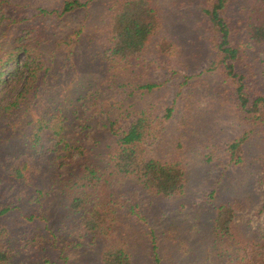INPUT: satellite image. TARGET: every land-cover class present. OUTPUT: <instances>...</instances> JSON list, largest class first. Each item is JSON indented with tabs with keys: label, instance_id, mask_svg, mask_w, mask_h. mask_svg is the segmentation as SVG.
Here are the masks:
<instances>
[{
	"label": "rangeland",
	"instance_id": "1",
	"mask_svg": "<svg viewBox=\"0 0 264 264\" xmlns=\"http://www.w3.org/2000/svg\"><path fill=\"white\" fill-rule=\"evenodd\" d=\"M62 1L10 0L5 10L0 34L5 30L12 37L14 32L32 26L38 34L37 26L43 25L41 34L47 54L55 61L63 59L74 46L75 65L66 66L58 78L51 80L33 100L23 120L36 118L49 108L69 109L77 103L83 110L97 102L100 110L92 112V125L99 129L108 116L114 117L133 105L154 102L162 111L173 106L164 152L168 155L180 143L188 157L189 183L184 195L176 199L152 198L140 191L145 218L133 225L134 264H222L226 258L220 259L211 249L212 218L215 205L228 201L238 204L236 225L241 237L249 241L260 239L264 233V214L259 213L264 202V128L255 126L244 146L245 162L230 163L228 144L253 126L236 114L232 86L222 72L206 70L216 59L203 11L207 0H153L163 16L160 37L173 40L179 51L168 56L153 50L148 56V80L160 85L151 91L137 89L133 93L128 87L99 85L103 77V48L99 40L103 38L104 14L113 0H93L88 7L62 19L38 15L40 8H56ZM246 1L233 0L229 8L228 14L235 16L238 31ZM245 50L250 65L244 70L253 69L256 83L264 93V52L247 42ZM21 85L22 81L13 79L3 84L0 91L18 90ZM20 115L16 116L18 121L0 124V149L12 150L13 141L21 139L27 129L20 122ZM130 121L123 118V126H129ZM74 126L79 129L76 123ZM85 138L90 145L92 136ZM61 153L55 140L48 138L34 154L18 150L0 153V207H12L0 217V223L10 229L7 240L11 264H101L100 246L78 234L73 216L63 209L53 187L57 171L67 172L64 164L72 160L59 159ZM73 158L76 164L82 161L79 156ZM8 162L14 166L29 163L33 180L30 188H16L7 174Z\"/></svg>",
	"mask_w": 264,
	"mask_h": 264
},
{
	"label": "trees",
	"instance_id": "2",
	"mask_svg": "<svg viewBox=\"0 0 264 264\" xmlns=\"http://www.w3.org/2000/svg\"><path fill=\"white\" fill-rule=\"evenodd\" d=\"M9 1L0 0V26L6 18ZM92 1L63 0L56 8H40L38 15L62 19L88 7ZM232 2L207 0L203 9L216 52V59L206 70L222 72L232 86L236 114L253 126L227 146L229 162L242 165L244 146L255 126L264 128V93L256 83L253 69L244 70L249 64L246 42L264 52V0L246 1L240 31L235 16L228 14ZM103 21V38L99 40L103 48L101 88L128 87L133 93L159 86L148 80L149 54L158 49L162 54L173 56L179 47L173 40L160 37L163 16L153 0H113ZM37 27L38 34L34 33L33 26L14 32L12 37L5 30L0 34V88L13 79L22 81L18 90L0 91V124L6 120L18 121L16 116L21 113L20 122L27 127L21 139L13 141L11 151L1 147L0 153L18 150V153L34 154L47 138L54 139L63 152L58 158H72L64 164L67 172L57 171L53 187L63 209L73 216L78 234L100 246L101 264H134L133 225L145 218L140 191L152 198L176 199L184 195L189 183L188 157L183 154L181 144L168 155L164 152L174 108L168 106L162 111L154 102L133 105L114 117L108 116L98 130L92 125V112L100 110L96 108L97 102L83 110L77 103L69 109L49 108L36 118L23 120L33 100L51 80L58 78L66 66L75 65L74 46L63 59H50L41 34L43 25ZM123 118L131 119L129 126H123ZM89 135L92 143L87 145L85 136ZM74 156L82 161L76 164ZM6 166L8 177L17 189L32 186L29 163L14 166L8 162ZM261 183L264 186V170ZM35 190L42 192L40 188ZM11 210L10 205L1 206L0 217ZM214 210L211 249L220 259L226 258L220 263L264 264V233L252 241L241 237L236 225L238 204L223 202L215 205ZM259 213L264 214V202ZM9 235L10 229L0 223V264H11Z\"/></svg>",
	"mask_w": 264,
	"mask_h": 264
}]
</instances>
